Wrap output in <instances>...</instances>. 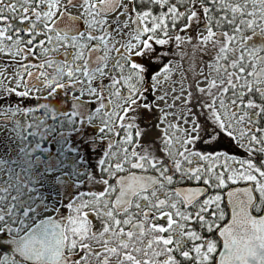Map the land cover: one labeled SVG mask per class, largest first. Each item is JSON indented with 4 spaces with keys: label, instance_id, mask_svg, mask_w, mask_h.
<instances>
[{
    "label": "snow or ice",
    "instance_id": "obj_1",
    "mask_svg": "<svg viewBox=\"0 0 264 264\" xmlns=\"http://www.w3.org/2000/svg\"><path fill=\"white\" fill-rule=\"evenodd\" d=\"M0 264H264V0H0Z\"/></svg>",
    "mask_w": 264,
    "mask_h": 264
}]
</instances>
